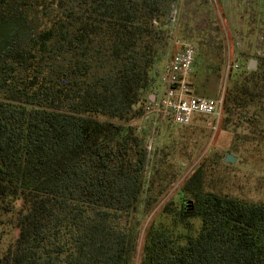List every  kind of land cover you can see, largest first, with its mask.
Wrapping results in <instances>:
<instances>
[{"label":"trees","instance_id":"trees-1","mask_svg":"<svg viewBox=\"0 0 264 264\" xmlns=\"http://www.w3.org/2000/svg\"><path fill=\"white\" fill-rule=\"evenodd\" d=\"M176 4L0 0V264H128L147 153L132 123ZM223 54L198 55L191 94L218 96ZM249 108L264 120V59L228 85L224 125ZM200 173L181 190L184 230L151 229L142 264H264V205L203 193Z\"/></svg>","mask_w":264,"mask_h":264},{"label":"rangeland","instance_id":"rangeland-1","mask_svg":"<svg viewBox=\"0 0 264 264\" xmlns=\"http://www.w3.org/2000/svg\"><path fill=\"white\" fill-rule=\"evenodd\" d=\"M186 2L188 0H177L176 4L180 15L179 39L195 48V60L200 53L224 45L225 62L217 91L219 97H224L228 85L238 78L249 77L264 59V0H215L216 4L209 5L208 10L193 4L188 7ZM244 36L248 44L251 43L248 52L240 50L245 46ZM167 45L168 52H172L169 32ZM250 61L256 62L255 69H248ZM233 64L238 68H231ZM242 112L245 115L242 120L237 118L239 112H236L226 125L223 114L218 121L195 115L192 123L185 127L162 123L146 153V166L141 174L142 192L132 222L133 243L128 264L143 263L144 242L151 229H169L174 234L184 230L176 213L182 200L187 209L194 205V199L181 190L197 170L201 171L203 193L264 205V120L254 122L251 114L260 112L253 108ZM132 125L142 139L147 138L148 122L139 120ZM228 155L235 158L234 163L225 162ZM170 203L172 215H164L165 206ZM184 222L196 228L200 224L198 220Z\"/></svg>","mask_w":264,"mask_h":264},{"label":"built area","instance_id":"built-area-1","mask_svg":"<svg viewBox=\"0 0 264 264\" xmlns=\"http://www.w3.org/2000/svg\"><path fill=\"white\" fill-rule=\"evenodd\" d=\"M179 8H174L170 23L172 54L161 70L156 71L158 89L146 95L139 120L150 124L145 148L149 150L162 123L173 126H189L195 115H203L218 121L223 112V97L204 98L191 94L190 77L194 73L195 48L179 39ZM229 64L225 67H228ZM234 66V67H233ZM231 68H238L233 64ZM147 94V93H146Z\"/></svg>","mask_w":264,"mask_h":264},{"label":"crops","instance_id":"crops-1","mask_svg":"<svg viewBox=\"0 0 264 264\" xmlns=\"http://www.w3.org/2000/svg\"><path fill=\"white\" fill-rule=\"evenodd\" d=\"M201 3L202 2H199V0H190V1L188 0V2H186V5H188V7H189L191 4H193L194 6L200 8L201 10H203V8H201L202 7ZM212 3H215L216 4L215 0H214V2H212L211 0H207V8H206L207 10L209 8V5L211 6ZM221 4H223L222 1H221ZM189 10L190 9H188V12H189ZM239 33H241V32H239ZM231 36L234 37L233 35H231ZM238 36H240V34H238ZM246 38H247L246 36L242 37V39H243V41L245 43L244 44L245 46H241V49H240V50H244V52H248L250 50V46H248V45H251V43L248 44V41L245 40ZM163 64L161 66H163ZM157 89H158V87H157V85H155L154 88L151 89L146 95L155 93V91H157ZM146 95H145V97H146ZM135 121L137 122V121H139V119H137Z\"/></svg>","mask_w":264,"mask_h":264},{"label":"water","instance_id":"water-1","mask_svg":"<svg viewBox=\"0 0 264 264\" xmlns=\"http://www.w3.org/2000/svg\"><path fill=\"white\" fill-rule=\"evenodd\" d=\"M255 65H256L255 61H250V63L248 64V69H255ZM225 162L232 164L235 162V158L231 155H228L225 158Z\"/></svg>","mask_w":264,"mask_h":264}]
</instances>
